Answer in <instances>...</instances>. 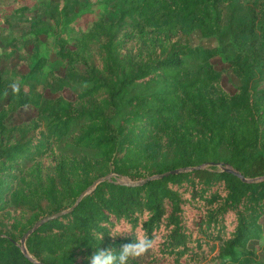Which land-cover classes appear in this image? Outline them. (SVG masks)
<instances>
[{
	"label": "trees",
	"instance_id": "16d2710c",
	"mask_svg": "<svg viewBox=\"0 0 264 264\" xmlns=\"http://www.w3.org/2000/svg\"><path fill=\"white\" fill-rule=\"evenodd\" d=\"M79 1H48L37 27L19 18L34 0L0 12L6 28H25L29 66L0 108V264H90L98 247L134 241L109 235L120 221L157 238L132 264H264V0ZM194 30L216 44L193 43ZM52 50L62 74L48 65ZM230 69L234 92L222 83ZM14 78L0 70V95ZM27 106L37 113L10 120ZM104 176L24 250L36 220Z\"/></svg>",
	"mask_w": 264,
	"mask_h": 264
},
{
	"label": "rangeland",
	"instance_id": "374dc122",
	"mask_svg": "<svg viewBox=\"0 0 264 264\" xmlns=\"http://www.w3.org/2000/svg\"><path fill=\"white\" fill-rule=\"evenodd\" d=\"M33 0H0V12L7 10L11 6H21L25 3H30ZM48 1L51 0H34V6H32L31 10L25 16L20 15L19 18L32 17V24L34 27L40 26L41 21L45 19L44 11L46 5H48ZM53 1V0H52ZM58 1V0H57ZM93 0H80L78 3V10H85L90 7ZM51 4V3H49ZM110 6V7H109ZM107 8V18L113 19L117 16V8H114L112 4H110ZM27 28V27H26ZM25 28H6L3 24H0V46L6 47L11 50L10 56L8 58L0 56V70L5 69L7 76L18 77L17 73H26L29 70V66L24 62H20L19 57V40L25 33L23 31ZM40 38L45 41L47 39V33H40ZM192 42L193 43H203L205 45H215L216 42L213 40H209L202 36L200 30H194L192 32ZM11 40V41H10ZM260 59L256 66V78L255 83L259 88H264V38L260 39ZM34 47L33 43H29L25 48L32 52ZM213 62L218 67H226L223 59L221 57H214ZM48 65L54 68L58 73H64V64L58 59V55L55 50L51 51L50 57L48 59ZM15 78L12 79L11 85L6 89L3 95H0V108L9 101V99L13 95V88L11 87L13 84H18L14 82ZM222 83L224 87L230 92H234L238 85H240V80L237 75L230 69L228 73L223 77ZM47 95H51L50 90H45ZM63 93L67 96H71L73 94L72 89L67 88L63 91ZM37 113V107L35 106H27L24 108H19L12 112L10 120L11 121H19L25 118H28ZM264 220V219H263ZM264 225V224H263ZM258 244V240H252L251 245L256 246Z\"/></svg>",
	"mask_w": 264,
	"mask_h": 264
},
{
	"label": "clouds",
	"instance_id": "9594fccd",
	"mask_svg": "<svg viewBox=\"0 0 264 264\" xmlns=\"http://www.w3.org/2000/svg\"><path fill=\"white\" fill-rule=\"evenodd\" d=\"M11 87L13 90H17L16 84H13ZM126 233L135 234L133 242L122 244L119 250L98 247L89 258L90 264H132L133 261L144 257L149 252L154 251L157 247V238L155 236L150 237L146 234H142L138 230L133 232L123 221L117 222L109 235L116 238L123 236ZM103 238V236L99 237V239L102 240Z\"/></svg>",
	"mask_w": 264,
	"mask_h": 264
},
{
	"label": "water",
	"instance_id": "95a60500",
	"mask_svg": "<svg viewBox=\"0 0 264 264\" xmlns=\"http://www.w3.org/2000/svg\"><path fill=\"white\" fill-rule=\"evenodd\" d=\"M217 164L219 165H222V163L218 162ZM228 170L230 171H233V172H236L238 174H240L238 171H236L235 169L233 168H227ZM180 170H182V168H178V169H174V170H171L172 172H179ZM241 175V174H240ZM156 176V175H155ZM108 176H104V177H101V178H98L91 186H89L87 189H85L80 195L79 197L77 198L76 202L74 205H72L71 207L67 208V209H63V210H60V211H57L55 213H52L50 215H46L44 217H41L39 218L38 220L35 221V223L23 234V236L21 237V244H22V247L24 248V250L27 252V247H26V240L28 238V236L37 228L39 227L41 224H43L44 222H46L47 220L49 219H52L54 217H57L59 215H61L62 213L66 212V211H69L71 209H73L75 207L76 204L79 203V201L82 199V197L87 193L89 192L93 187H95L101 180L107 178ZM154 177V176H152ZM140 182V181H138ZM138 182H135V183H138Z\"/></svg>",
	"mask_w": 264,
	"mask_h": 264
}]
</instances>
